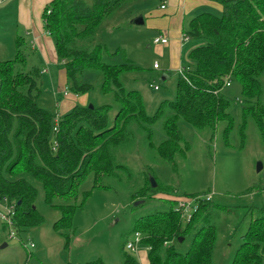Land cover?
Instances as JSON below:
<instances>
[{
	"label": "trees",
	"instance_id": "trees-1",
	"mask_svg": "<svg viewBox=\"0 0 264 264\" xmlns=\"http://www.w3.org/2000/svg\"><path fill=\"white\" fill-rule=\"evenodd\" d=\"M132 1L137 0H53L43 12L57 63L66 70L68 94H87L91 86L84 83V74L95 71L101 77V94L111 96L112 103L92 108L78 104L57 119L56 126V115L38 106L42 71L26 70L23 39H16L13 59L0 61V202L6 200L15 208L12 220L17 235L45 224L35 207L38 190L25 175L42 184L46 205L61 214L53 228L62 234L71 229L75 213L95 189H108L106 180L129 178V166L118 160L120 152L146 150L177 175L178 160L186 159L190 149L181 123L211 133L210 142L224 124L222 137L230 148L234 118L229 112L232 100L224 91L233 81L242 88V142L252 120L264 144V0H213L221 8L219 14L202 12L190 21L189 39L203 45L190 52L194 66L179 73L175 100L161 101L152 115L143 94L126 89L122 81L123 75L139 67L130 59L106 63L107 46L96 37L103 24ZM89 180L91 189L83 190ZM178 190L161 183L147 166L143 185L132 194L133 201L145 202L159 195L202 198L190 221L170 200L168 211L135 220L132 230L142 235V245L149 249L148 264H213L217 231L212 200L207 201V195L180 196ZM250 213L248 231L231 264H263L264 207L254 206ZM181 239L182 243L191 240L185 254L178 250ZM119 264H139V260L127 252Z\"/></svg>",
	"mask_w": 264,
	"mask_h": 264
},
{
	"label": "rangeland",
	"instance_id": "rangeland-1",
	"mask_svg": "<svg viewBox=\"0 0 264 264\" xmlns=\"http://www.w3.org/2000/svg\"><path fill=\"white\" fill-rule=\"evenodd\" d=\"M86 1L90 3V0ZM152 4L160 6V1L137 0L127 3L103 24L96 36L97 42L107 46L103 54L106 63L122 64L125 59H130L139 67L140 70L123 75L122 81L126 89L138 90L143 94L150 115L154 114L161 101L175 100V86L179 79V72H175L167 80H159L161 72H156L153 64L156 62L163 71L166 59L159 57L154 47H147L155 39L156 33L147 25H131L133 19L152 11L141 6ZM204 12L219 14L213 8ZM5 36L6 32L1 39ZM198 45L203 43L191 41L183 68L194 66L190 52ZM15 54V49L10 52L0 51V61L13 59ZM25 54L28 58L27 71L38 68L48 72L42 74L39 80L37 103L42 109L56 115V120L71 112L78 104L98 106L113 102L111 96L101 94V77L95 71L84 74V83L91 86L87 94L79 95L76 102L65 100L64 94H71L66 70L56 64L47 65L26 48ZM154 86L160 89L155 90ZM224 92L232 100L229 112L234 118V129L229 138L230 148L226 147L222 137L224 124L219 125L215 140L210 142L211 133L181 123L183 137L190 149L186 159L178 160L177 175L173 174L168 164L146 150L120 152L122 158L118 160L129 166V178L125 175L121 182L106 180L104 184L108 189H95L85 205L75 213L71 229L62 234L53 228L61 214L46 205L42 184L30 175H25L38 190L35 207L44 216L45 224L10 239L11 232L17 231L14 225L11 229L5 224L3 216L7 206L0 203V264H85L98 260L108 264L121 263L124 254L130 253L127 244L136 239L132 230L135 220L156 211H168L172 203L177 205L178 197L164 195L147 202L142 199L133 201L132 194L143 185L147 166L152 167L161 183L177 187L180 196L213 195L212 223L217 231L213 264H231L241 246L242 236L248 231L251 209L254 206L264 207V144L252 120L246 130V139L242 142L241 85L233 81ZM114 114L115 111H112L110 118ZM259 164L262 165L260 172L257 170ZM91 187L92 182L89 180L83 190ZM133 206L138 209L134 210ZM190 246L191 240L188 239L178 244V250L185 254ZM148 253V247L141 245L140 259L142 255L148 256Z\"/></svg>",
	"mask_w": 264,
	"mask_h": 264
},
{
	"label": "crops",
	"instance_id": "crops-1",
	"mask_svg": "<svg viewBox=\"0 0 264 264\" xmlns=\"http://www.w3.org/2000/svg\"><path fill=\"white\" fill-rule=\"evenodd\" d=\"M53 0H5L0 6V51L10 52L16 50V39L22 38L24 47L32 51L34 56L40 57L47 65H58L54 41L45 31L43 12ZM160 6L155 4L141 6L140 8L152 10L142 14L144 25L156 33L155 39L167 38L165 45H156L154 40L147 46L154 47L159 57L166 59V66L159 76L160 81H165L175 72H181L188 49L192 40L184 41L182 36L187 34L190 21L204 12L213 8L221 12V8L213 0H159ZM165 5V9L161 6ZM151 8V9H150ZM156 9V10H155ZM4 32L6 36L1 39ZM199 46V45H198ZM196 46V47H198ZM194 48V47H193ZM191 50V49H190ZM28 60V58H27ZM43 69L42 74H47ZM65 100L76 102L79 96L64 94ZM160 104V103H159ZM83 105V104H80ZM76 106V105H75ZM139 264H148V256L139 257Z\"/></svg>",
	"mask_w": 264,
	"mask_h": 264
},
{
	"label": "built area",
	"instance_id": "built-area-1",
	"mask_svg": "<svg viewBox=\"0 0 264 264\" xmlns=\"http://www.w3.org/2000/svg\"><path fill=\"white\" fill-rule=\"evenodd\" d=\"M5 0H0V6L4 3ZM162 9H165V5L161 6ZM182 39L184 41H188L189 40V36L187 34L182 36ZM154 44L156 45H165L169 42V40L167 38H156L154 39ZM154 69L158 70L159 69V65L155 64L154 65ZM155 90H159V86H154ZM65 95H67V93H65ZM56 126H58V120H56ZM201 197H197V198H188V197H182V198H178L177 199V205L175 206L176 211L179 212L182 217L186 220V221H190L192 219L193 214L197 211L196 210V206H198V202L199 200H201ZM205 199L207 201H210L213 199V195L212 194H208ZM0 203H5L7 206V210L4 212V219H5V224H7L11 229L13 228V220L12 217L15 214V208L13 206H8L7 205V201L3 200V202ZM16 238V232H11V238L10 239H15ZM135 241L134 242H129L127 244V250L133 254L134 256H136L139 259L140 256V246L142 245V235L139 233L135 234ZM33 247V245H31ZM141 264V263H140Z\"/></svg>",
	"mask_w": 264,
	"mask_h": 264
},
{
	"label": "water",
	"instance_id": "water-1",
	"mask_svg": "<svg viewBox=\"0 0 264 264\" xmlns=\"http://www.w3.org/2000/svg\"><path fill=\"white\" fill-rule=\"evenodd\" d=\"M131 25H133V26H143L144 25L143 16H138L135 19H133L132 22H131ZM90 107L92 108L93 106H90ZM257 170H258V172H260L262 170V165L261 164L258 165ZM151 184H152L153 188H156L157 184L155 183V181L153 179H151ZM182 242H183V240L181 239L180 243H182Z\"/></svg>",
	"mask_w": 264,
	"mask_h": 264
}]
</instances>
